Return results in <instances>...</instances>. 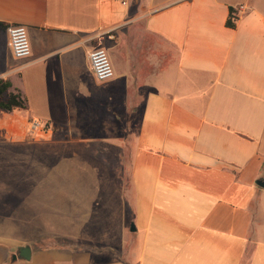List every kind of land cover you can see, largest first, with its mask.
I'll return each instance as SVG.
<instances>
[{"label":"crops","instance_id":"obj_1","mask_svg":"<svg viewBox=\"0 0 264 264\" xmlns=\"http://www.w3.org/2000/svg\"><path fill=\"white\" fill-rule=\"evenodd\" d=\"M0 22L32 47L15 59L0 30V80L27 100L5 116L11 133L39 121L120 166L103 170L119 207L106 199L102 237L89 208L75 251L0 235V264H264V0H0ZM98 47L109 81L91 67ZM26 245L31 260L13 261Z\"/></svg>","mask_w":264,"mask_h":264},{"label":"rangeland","instance_id":"obj_2","mask_svg":"<svg viewBox=\"0 0 264 264\" xmlns=\"http://www.w3.org/2000/svg\"><path fill=\"white\" fill-rule=\"evenodd\" d=\"M7 115L11 113L0 110V235L30 242L36 250L75 251V215L84 227L91 208L96 214L93 219L97 216L92 231L102 237L106 199L112 210L119 207L115 198L102 193L103 170L120 166L104 164L106 150H90L91 155L75 150V133L65 129L33 133L29 124L24 135H14ZM86 192L91 195L81 199L80 210L75 195ZM116 216L106 218L107 223ZM88 220L92 222L90 216Z\"/></svg>","mask_w":264,"mask_h":264},{"label":"built area","instance_id":"obj_3","mask_svg":"<svg viewBox=\"0 0 264 264\" xmlns=\"http://www.w3.org/2000/svg\"><path fill=\"white\" fill-rule=\"evenodd\" d=\"M123 6L128 0H120ZM9 34V47L15 59H27L32 54V47L28 29L23 25H13L7 28ZM90 63L96 79L100 82L109 81L115 76V69L107 50L98 47L90 54ZM47 125L39 121L31 122V132H45Z\"/></svg>","mask_w":264,"mask_h":264},{"label":"trees","instance_id":"obj_4","mask_svg":"<svg viewBox=\"0 0 264 264\" xmlns=\"http://www.w3.org/2000/svg\"><path fill=\"white\" fill-rule=\"evenodd\" d=\"M229 17L226 22L228 28L236 27L235 10L230 8ZM10 26L0 22V30H7ZM13 84L10 81L0 80V110L12 113L15 111H23L27 109V100L19 91H12ZM49 125H47L48 129Z\"/></svg>","mask_w":264,"mask_h":264},{"label":"water","instance_id":"obj_5","mask_svg":"<svg viewBox=\"0 0 264 264\" xmlns=\"http://www.w3.org/2000/svg\"><path fill=\"white\" fill-rule=\"evenodd\" d=\"M257 185L264 187V180L257 181ZM32 258V248L28 245L19 248L17 255L13 256V261L22 260L25 262L30 261Z\"/></svg>","mask_w":264,"mask_h":264}]
</instances>
